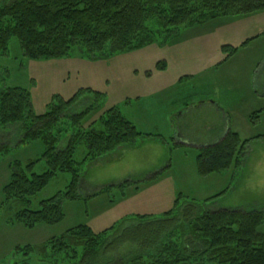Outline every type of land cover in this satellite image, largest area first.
<instances>
[{
  "label": "rangeland",
  "instance_id": "374dc122",
  "mask_svg": "<svg viewBox=\"0 0 264 264\" xmlns=\"http://www.w3.org/2000/svg\"><path fill=\"white\" fill-rule=\"evenodd\" d=\"M12 1L0 0V7ZM237 27L223 26L217 34L216 29L210 31L214 28L212 23L186 28L167 45H152L97 60L83 59L78 50H74L68 59L33 61L24 57L18 42L13 40L9 53L0 54V92L8 87L26 88L32 93L34 112L40 115L46 112L55 96L68 101L80 90L84 91L66 112L67 118L60 122L59 149L68 146L75 129L69 116L91 107L94 111L84 121L85 128L100 121L104 111L117 107L140 132L156 137L144 136L123 151L116 150L100 161L88 163L80 181V194L86 200L66 201V219L61 224L28 230L12 223L17 204L4 202L2 190L10 179L11 163L34 162L36 174L48 171L42 159L44 146L41 142L19 144L21 132L17 126L7 130L0 128V142L9 144L12 150L6 157H0V264L27 261L43 264L34 261V252L29 253L28 246H41L81 224L99 233L132 215L151 214L161 218L180 194L186 199L182 202L195 199L207 209L264 212V116L255 124L249 122L250 116H242L253 110L263 109L264 112V98L259 92V97L252 93L256 96L253 101L250 95L252 85L256 86L264 77V41L240 48L236 56L224 62L223 45H242L237 37L241 29ZM263 30L264 24L255 25L253 35ZM194 31L203 33L199 38L186 40ZM167 59L171 64L169 71L163 77L153 75L151 78L150 72L157 70L158 64L167 65ZM210 65L213 68L208 69ZM207 66L196 76V68L198 72ZM190 74L196 78L188 76ZM176 77L183 79L171 84ZM146 84H151L146 87L149 91L158 87L162 90L137 97L134 90ZM89 88L103 95L84 90ZM211 103L223 110L220 116H215L217 110ZM230 112H234L232 116ZM181 114L186 116H179ZM207 125L214 127L206 131ZM222 128L236 131L242 141H249L239 162L230 170L200 176L196 169L197 151L206 147ZM86 152V147L80 144L76 159L82 161ZM160 171L163 174L157 180L144 184ZM71 180L70 174L54 178L41 193L31 198L29 207L38 209L43 200L65 192ZM126 182L139 183L141 187L138 190L118 188ZM108 187L114 188L104 196L92 198Z\"/></svg>",
  "mask_w": 264,
  "mask_h": 264
},
{
  "label": "trees",
  "instance_id": "16d2710c",
  "mask_svg": "<svg viewBox=\"0 0 264 264\" xmlns=\"http://www.w3.org/2000/svg\"><path fill=\"white\" fill-rule=\"evenodd\" d=\"M259 12H264V0H13L0 7V54H8L15 40L24 57L33 61L68 59L74 50L83 59L97 60L167 45L186 28ZM252 40L240 47L223 46L224 62ZM166 66L158 64L156 69L163 71ZM84 90L103 95L90 88ZM79 93L68 101L55 96L46 112L38 115L33 110L32 93L26 88L8 87L0 92L1 130L17 126L19 144L41 142L42 159L48 168L40 175L34 172V162L10 164L11 176L2 193L4 202L17 204L13 224L28 230L61 224L66 219V201L86 200L80 194L84 166L135 145L144 136L156 137L140 132L117 107L104 111L100 121L85 128L84 121L94 111L91 107L69 116L75 129L68 146L59 149L60 122L67 118L66 112ZM261 114L253 113L249 122L255 124ZM248 141H242L238 132L222 128L206 147L198 149V174L230 170L239 162ZM80 144L87 151L82 161L76 159ZM11 151L9 144L0 142L1 158ZM61 174L71 175L67 190L31 209V198ZM162 174L156 173L144 184ZM140 187L133 182L118 186L121 190ZM112 188H104L92 198L104 196ZM182 199L180 194L161 218L132 215L99 233L81 224L27 249L34 252V261L43 264H264V212L207 209L198 200Z\"/></svg>",
  "mask_w": 264,
  "mask_h": 264
},
{
  "label": "crops",
  "instance_id": "0c3cea01",
  "mask_svg": "<svg viewBox=\"0 0 264 264\" xmlns=\"http://www.w3.org/2000/svg\"><path fill=\"white\" fill-rule=\"evenodd\" d=\"M209 23H212V25L214 26V28H210V31L216 29L217 32H215V34L221 33L220 32V28L223 27V26L227 27L229 25H238L237 29L240 28L241 30L237 33V37L241 40V44L245 43L246 41L254 39L246 47L250 46L252 44V42L256 43V42H259V41H264V36H262V34L264 33V30L261 33H257L258 35H253L255 25L257 26V25L264 24V12H259V13L252 14V15H249V16H243V17H237V18H226V19L217 20L215 22L212 21V22H209ZM209 23H207V25ZM196 29H198V28H196ZM202 33L203 32H200V31H194V32H192V34L188 38H186V40H189L191 38H195V39L199 38L200 34H202ZM255 38H257V39H255ZM227 45L228 44H225L223 46H227ZM222 47H221V49H222ZM234 56H236V55H234ZM233 57H231V58H233ZM231 58H229V59H231ZM166 62H167V66H166L165 70H163V71H158V70L151 71L150 73H152V74H151L150 77L152 78L153 75H159L160 77H163L164 74H166L169 71L170 66H171V64L169 63L168 59L166 60ZM206 68H208V66L205 67L204 69H200V71H198V72H197V70H199V68H196L195 69L196 76H198L200 73H202ZM211 68H213V66L210 65L208 69H211ZM188 76L194 77V79L196 78L195 75H193V74H190ZM185 77H187V76H185ZM262 77H263V72L261 73V78ZM182 79H183L182 77H176V79H173L171 84L180 83L182 81ZM160 81H162L161 78H160ZM258 84L260 85L259 88L257 87ZM258 84L256 86H255V84H253L251 89H250V95L252 96L251 100H253V101H254V97H256V96L259 97L258 96V92H259V95L264 98V77H263L262 81H260ZM149 85H151V84H146V86L141 85L138 88H136L134 90V92L135 91L137 92L136 93L137 97L140 98V97L146 96L148 94L151 95L153 90L149 91L146 88ZM154 85H156V84H154ZM160 89L162 90V87L156 88L153 92L154 93H158V91H160ZM254 89H255V92H252V91H254ZM259 89H260V91H259ZM252 93H254L256 96L253 97ZM204 104L205 103L203 102L201 105L203 106ZM211 104H212L214 110L215 109L217 110V113L215 114V116H220V114H221L220 112L223 111V110H221V108L219 106L215 107V106H217L215 103H211ZM253 111H254V113H256L255 110H253ZM253 111H248V112L242 113L243 114L242 116H251L253 114ZM260 111L262 112L261 117L264 116L263 109H261ZM233 113L230 112L229 116H232ZM235 113H237V112H235ZM237 114H239V112ZM179 116H186V115L185 114H181ZM213 127L214 126L207 125L205 130L208 131L210 128H213Z\"/></svg>",
  "mask_w": 264,
  "mask_h": 264
}]
</instances>
